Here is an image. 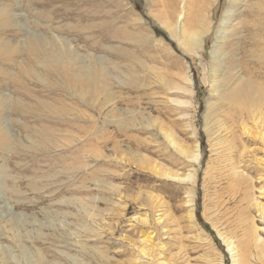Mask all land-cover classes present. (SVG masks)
Returning <instances> with one entry per match:
<instances>
[{"label": "rangeland", "instance_id": "rangeland-1", "mask_svg": "<svg viewBox=\"0 0 264 264\" xmlns=\"http://www.w3.org/2000/svg\"><path fill=\"white\" fill-rule=\"evenodd\" d=\"M0 264H264V0H0Z\"/></svg>", "mask_w": 264, "mask_h": 264}, {"label": "bare ground", "instance_id": "bare-ground-1", "mask_svg": "<svg viewBox=\"0 0 264 264\" xmlns=\"http://www.w3.org/2000/svg\"><path fill=\"white\" fill-rule=\"evenodd\" d=\"M203 28L204 27H201L198 32H190L184 34L186 37V46H188L187 50L191 51L198 46V44L200 43V36L203 33Z\"/></svg>", "mask_w": 264, "mask_h": 264}]
</instances>
